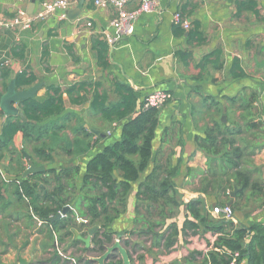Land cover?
Returning <instances> with one entry per match:
<instances>
[{
    "label": "crops",
    "instance_id": "1",
    "mask_svg": "<svg viewBox=\"0 0 264 264\" xmlns=\"http://www.w3.org/2000/svg\"><path fill=\"white\" fill-rule=\"evenodd\" d=\"M47 1L52 0H0V22L11 19L16 10L36 13ZM78 3L67 11L64 21L54 17L35 23L25 32L0 29V98L10 82L22 76L30 83L15 86L17 91L41 84L32 98L34 102L42 104L51 96L60 97L59 110L39 124L44 126L40 144L16 136L0 151V174L8 183H1L0 199L8 200L6 194L14 197L17 176L28 168L24 154L44 171L78 166L80 173L75 182L79 189L87 160L120 139L125 120L106 114L103 106L116 104L127 96L128 92L122 88L133 92L136 110L148 93L164 91L172 99L159 110L150 165L128 193L124 212L110 226L117 234L113 243L118 240L131 256L129 247H136V241L145 236L144 244L151 242L145 250L150 253L162 250L157 258L164 259L166 264L194 252L202 253L203 258L216 240V235L208 232L179 236L169 252L161 248L160 242L158 246L152 245V235L144 234L147 225L136 224L137 193L157 164L176 168L171 181L181 206L173 222L181 226L190 200H199L209 213L208 208L215 206L216 200L201 193L200 180L210 155L198 147L196 138H204L205 131L213 128L222 136L232 133L233 137H227H232L236 146L248 144V167L257 168L258 178L264 182V0H160V13L139 17L133 34L118 39L114 46H109L102 35L106 31L115 36L114 30L109 29L114 10L97 9L93 0H83L79 15L69 17ZM136 5L133 2L129 9ZM177 11L191 24L189 30L172 24V14ZM87 21L92 23L93 34L86 28L78 32V26ZM99 42L106 45V54H102ZM95 96L101 106L92 109ZM22 102L14 106L23 113ZM8 118L0 110V137ZM251 124L257 127H250ZM85 134L90 136L87 138ZM41 144L48 147L43 154L34 148ZM165 175L160 172V177ZM50 184H40V192L50 191L55 183L51 180ZM26 202L31 206L33 200ZM29 215L30 218L22 220L25 224L18 216L11 220L25 226L29 236L22 244L18 241L20 237L13 235L16 243H7L6 250L0 252L2 264L10 257L12 264H38L37 258L51 255L58 260L53 258L43 264H99L103 254L90 251L92 234H88L89 228H81L82 219L71 230L72 236L65 238L61 235L63 231L47 225L31 212ZM234 215L235 226L264 225V207L248 218ZM154 230L157 233L160 228ZM0 239L3 243L8 240L3 234ZM110 256L103 264L121 260L116 258L120 256L116 251ZM145 256L144 264H150Z\"/></svg>",
    "mask_w": 264,
    "mask_h": 264
},
{
    "label": "trees",
    "instance_id": "2",
    "mask_svg": "<svg viewBox=\"0 0 264 264\" xmlns=\"http://www.w3.org/2000/svg\"><path fill=\"white\" fill-rule=\"evenodd\" d=\"M98 46L102 48V54H106V45L99 42ZM100 54L101 52L99 53L101 57ZM29 83L23 76L15 79L16 87ZM122 89L128 92L127 96H123L116 104L103 106L106 114L115 115L119 121L125 120L121 126L120 139L105 146L87 160L79 189L75 181L80 168L69 166L59 170L49 169L29 175L25 179L21 177L22 171L17 176L18 186L12 193L18 202L32 199L31 206L27 205L22 211L26 209V212H31L47 225L50 218L63 208L70 207L65 217L50 225L63 231L61 235L67 238L72 236L71 230L78 226V219H82L83 224H79L81 228H95L91 235L93 248L90 251L99 254H104L106 247L112 245L113 237L117 234L110 226L124 212L128 193L150 165L151 141L160 110L155 108L143 110L141 105L136 110L133 92L127 88ZM22 103L23 115L27 121L22 122L16 117H9L6 120L0 137V151L12 143L16 136L22 141L40 144L44 126L39 124L45 117L59 110L57 104L60 103V97L51 96L42 104L32 99ZM99 106H101L99 97L95 96L91 107L95 109ZM12 119H16L15 122ZM250 127L257 126L251 124ZM224 135L213 128L205 131L204 138H196L198 147L210 155L207 156L206 170L200 180L201 193L213 197L216 200L215 205L218 206H224L232 201L230 207L233 212L248 218L256 209L264 207V182H261V179H254V174L259 175L257 168L248 167L250 164V158L246 156L250 153L248 144L236 146L232 133H228L232 137ZM85 136L88 138L90 134ZM39 152L45 153V148L42 147ZM161 171L166 174L165 177H160ZM175 173L176 168H163L157 164L137 193L139 204L136 208L138 215L136 224L147 225L144 234L152 235V245L158 246L157 242H160L161 248L169 252L179 236L203 235L208 232L216 235V240L211 250L203 256L201 264H227L229 254L233 252L239 253L238 264L244 261L245 264H264L263 224L235 226L231 222L212 218L199 200H190L186 203L184 220L180 227L173 222L180 214L181 206L179 195L171 181ZM45 174L50 175L49 178L41 177ZM51 180L55 183L53 188L45 193L43 190L40 192L39 185H49ZM234 191L236 193L231 197ZM249 201L259 205L255 208L244 205ZM11 205L10 201H4V207ZM23 216L31 217L29 214ZM157 217L158 219L153 220ZM155 228H160V232L155 233ZM124 245L127 243L124 242ZM197 255L202 257V253L194 252L189 260L194 261ZM112 256L113 254L110 258ZM57 258L54 256L55 260H58ZM108 264H122V261L116 263L109 261Z\"/></svg>",
    "mask_w": 264,
    "mask_h": 264
},
{
    "label": "built area",
    "instance_id": "3",
    "mask_svg": "<svg viewBox=\"0 0 264 264\" xmlns=\"http://www.w3.org/2000/svg\"><path fill=\"white\" fill-rule=\"evenodd\" d=\"M79 1L80 0L47 1L33 14H28L24 10H16V13L11 19L0 22V29H13L25 32L31 30L35 23L46 22L54 17L64 21L67 18V11ZM133 2L137 3L136 7L129 9V5ZM93 6L97 9H112L115 12L114 17L109 22V29L114 30L115 36H111L106 31L102 33L109 46H114L118 39L130 37L134 31V24L142 15L161 12L160 0H93ZM171 21L173 25L185 31L191 28V24L180 11L172 14ZM85 28L89 30V34H93L92 23L90 21L85 22L83 25H79L78 32ZM171 99L172 97L170 94L155 90L148 93L143 98L141 106L143 110L148 108L161 109ZM208 210L212 218L221 219L225 222H235L234 212L228 205H215L208 208ZM229 258L227 264H238L239 253L233 252L229 254Z\"/></svg>",
    "mask_w": 264,
    "mask_h": 264
},
{
    "label": "rangeland",
    "instance_id": "4",
    "mask_svg": "<svg viewBox=\"0 0 264 264\" xmlns=\"http://www.w3.org/2000/svg\"><path fill=\"white\" fill-rule=\"evenodd\" d=\"M112 98L116 99L115 97H112ZM42 147H44V146L43 145L42 146L36 145V147H34V148L36 150H40ZM44 148L46 150L48 147H44ZM14 154L18 155L17 153H14ZM1 167L2 166L0 164V170L2 169ZM1 173H2V171H1ZM2 176L3 175L0 174V185H1V183L2 184L3 183L8 184V183H5L3 181ZM254 178H256V180H260V179H258L257 174H254ZM260 181L263 182L262 179ZM7 182H10V181L7 180ZM52 185H53V183L51 182L50 187H52ZM10 194H11V192H10ZM0 196H1V194H0ZM6 196H7L8 200H5V201H10L12 204L11 205L12 207H10V206L4 207V202H3L4 200L2 198L0 199V236H2V234H3L5 236V239H8L7 242H5V243H3V241L0 239V247H1L0 252L2 251V249L6 250V248L8 246L7 243L9 245H13L16 243L13 240L14 234L16 237H20V238H18V241L22 242V244H23V241H26V239L29 236L28 233L25 232V228H24L25 226L17 225L16 222L11 221L12 219H15V217L18 216L17 218L21 219V222L24 223L22 220H25L26 218L23 215L29 214L28 212H26V209H24L22 211V209L24 207H27V205H28V203L26 202L27 200H25L23 202H17L15 200V198L12 197L11 195L6 194ZM244 205H247V207H250V208H255L259 204L254 203L253 201H249V202L244 203ZM157 232H160V231L158 230ZM146 238L147 237L144 236V238H142V237L140 238L141 239L140 241L137 240L136 242H138V243H136V244H138V245L136 247H135V245H133L134 248H133V246L129 247V249L132 252L131 256L127 253L130 264H144L143 261H144L145 254H146L145 259L147 257L148 262L150 264H166L164 259L161 261L157 258V255H160L163 253L162 250L159 251L158 249H156V250L152 251V253L145 250V248H146L145 246H149L151 243L150 241H147L148 244H144L146 242L145 241ZM142 251H145V252H142ZM92 255H94V254H92ZM79 256H80V254H79ZM192 256H194V255H192ZM53 258H54V256H52V255H51V257H49V256H44L43 258L39 257V258H37V262H38V264H43V262H45L46 260L47 261L50 260V262H51L53 260ZM95 258H97V257H95ZM116 258L121 259L120 256H117ZM182 258L183 257H179V258L175 259V261L171 264H201V262H202V258L199 255H197V257H194L195 258L194 261L189 260L191 258V254L190 255L187 254L183 258L184 261ZM10 261H12V257L8 258L5 264H12ZM24 261L26 262V259H24ZM0 264H2L1 259H0Z\"/></svg>",
    "mask_w": 264,
    "mask_h": 264
},
{
    "label": "water",
    "instance_id": "5",
    "mask_svg": "<svg viewBox=\"0 0 264 264\" xmlns=\"http://www.w3.org/2000/svg\"><path fill=\"white\" fill-rule=\"evenodd\" d=\"M82 3H83V0H80L77 5L76 10L69 12V17H76L79 15V10L82 7ZM40 87H41V84H35L28 90L17 91L15 87V81L12 80L10 84L8 85L6 92L0 98V110L3 113V115L6 117H17L22 122H26V119L23 113L20 112L14 106V104L28 100V99H32L36 95ZM24 158L28 163V168L22 173L23 179L27 178L29 175L42 173L44 171L43 167L33 165L32 162L29 160V157L26 154H24ZM235 193L236 191H234V193L231 194V197H233ZM231 203L232 201H229L227 205L230 206ZM68 211H70V207L67 206L63 208L61 212H58L54 217L50 218L47 223L52 224L55 221L60 220L61 218L66 216ZM94 231H95V228H91L88 234L91 235ZM115 251L120 255L122 264H130L127 251L123 247H121L118 241H115L112 244V246L107 248L106 252L102 256H100V258L98 259V263L103 264V262L108 259L110 254Z\"/></svg>",
    "mask_w": 264,
    "mask_h": 264
}]
</instances>
